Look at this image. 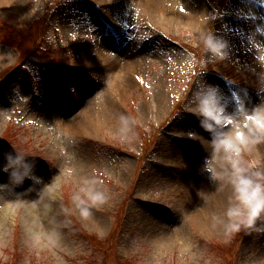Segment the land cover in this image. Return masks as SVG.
<instances>
[{"label":"rangeland","instance_id":"obj_1","mask_svg":"<svg viewBox=\"0 0 264 264\" xmlns=\"http://www.w3.org/2000/svg\"><path fill=\"white\" fill-rule=\"evenodd\" d=\"M156 2L0 0V162L23 149L42 178L0 190V264H264V231L226 238L215 219L231 188L202 170L209 134L186 107L204 80L264 102L244 39L264 0ZM206 30L226 59L208 58ZM244 155L264 166V143ZM83 177L110 195L87 219Z\"/></svg>","mask_w":264,"mask_h":264},{"label":"clouds","instance_id":"obj_2","mask_svg":"<svg viewBox=\"0 0 264 264\" xmlns=\"http://www.w3.org/2000/svg\"><path fill=\"white\" fill-rule=\"evenodd\" d=\"M244 39L248 51L264 66V23L248 31ZM201 40L210 60H224L229 56L230 42L218 31H203ZM186 107L209 134L211 152L204 158L202 170L212 181L226 182L231 188L226 210L215 217L223 225L225 237L242 229L264 231V166L249 164L244 155L253 146L264 143V102L249 107L238 92L233 91L229 98L219 85L204 80L196 86ZM130 129L129 118L121 116L120 133L127 134ZM29 156L15 146L3 153L0 170L8 173V182L0 183V190H14L26 179L42 183V178L35 174L36 162L28 159ZM57 183L53 177L40 190L51 191ZM81 192L83 195H76L75 200L85 219L93 216L94 207L103 206L110 198L94 177L82 178Z\"/></svg>","mask_w":264,"mask_h":264},{"label":"bare ground","instance_id":"obj_3","mask_svg":"<svg viewBox=\"0 0 264 264\" xmlns=\"http://www.w3.org/2000/svg\"><path fill=\"white\" fill-rule=\"evenodd\" d=\"M13 3H15V2H17V0H11ZM151 2H155V3H157L156 1H158V0H150ZM160 1H168L170 4H173V5H175V0H160ZM202 209H203V206H202ZM214 217V216H213ZM211 219H212V217H211Z\"/></svg>","mask_w":264,"mask_h":264}]
</instances>
